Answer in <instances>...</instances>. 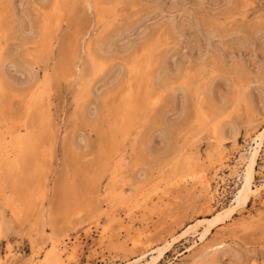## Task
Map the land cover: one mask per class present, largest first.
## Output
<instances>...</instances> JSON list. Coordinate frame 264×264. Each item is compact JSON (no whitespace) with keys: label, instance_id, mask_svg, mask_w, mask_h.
<instances>
[{"label":"rangeland","instance_id":"374dc122","mask_svg":"<svg viewBox=\"0 0 264 264\" xmlns=\"http://www.w3.org/2000/svg\"><path fill=\"white\" fill-rule=\"evenodd\" d=\"M263 127L264 0H0V264L162 246L232 203ZM254 186L153 264H264V142Z\"/></svg>","mask_w":264,"mask_h":264},{"label":"bare ground","instance_id":"6f19581e","mask_svg":"<svg viewBox=\"0 0 264 264\" xmlns=\"http://www.w3.org/2000/svg\"><path fill=\"white\" fill-rule=\"evenodd\" d=\"M53 17H55V14L53 15ZM54 22H55V20H54ZM50 31L51 30H50V27L49 26H44L43 28H41V35H43L45 37V39H48V37H50V35H51V32ZM129 112H131L130 109H129ZM123 120H124V118H123ZM219 133H220V131H219ZM216 135H218V134H216ZM215 139H217V138H215ZM263 139H264V127L263 128H260V130H258L256 132V134L254 135V138L252 139V141H253V147H251V149H249L250 150V152L248 151L249 154L247 156H245V157H241L242 160H243V162H244V164H243L244 167H243L242 174H241V183H240L241 185H240L239 190H238L237 194L235 195L232 203L226 205L225 207H222V208L216 210L215 212H213L212 215H210V217L198 218L197 220L188 223L187 225H185L184 229L176 237H172L171 239H166L162 243L163 244L162 246H156V247L154 246V248H149L146 251L144 250V252L140 253V255L135 256L132 259H129V260H125L123 262H120V264H153V263H155V261H157V259L161 258L163 256L164 252L168 251L173 246L174 243L178 242L179 241L178 240L179 238L181 240L182 237H183V235L194 236V237L197 236V239H196V242L197 243H194L191 247L187 248L185 250V252H188L190 250H193L196 246L204 243V241L207 238H209V235L212 233L211 231H212V229L214 227H216L218 224H221V223L225 222L226 220L230 219L231 216H232V214L234 212H236L237 209H240V208L245 207L247 201L252 196H254V194H256V193L259 192L257 186H254V174L256 172V165H257V159H258V156H259V151L261 150V148L263 146V142H264ZM21 155H22V152H21ZM196 157H198V156H196ZM195 174H196L195 172H194V174H191L190 175V178L192 179V178L195 177V179H196L197 176ZM199 175H200V173H199ZM200 178H201V179H199L200 180V184H201L200 190H202L203 193L205 195H207L209 197V200H210V197H211V195H210V183H209L208 179H206V177L204 178V174H202V172H201V177ZM194 184L195 183H193V185ZM196 189H198V188H196ZM219 244H221V243H219ZM217 245H218V243H217ZM200 253H202V252H200ZM180 254H182V253H180ZM47 255L49 257H51L50 255H54V252L50 250L47 253ZM48 256H47V259H48ZM205 258H206V256H205Z\"/></svg>","mask_w":264,"mask_h":264}]
</instances>
